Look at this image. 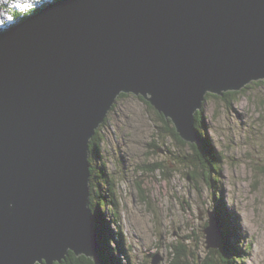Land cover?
I'll return each mask as SVG.
<instances>
[{
    "label": "water",
    "instance_id": "1",
    "mask_svg": "<svg viewBox=\"0 0 264 264\" xmlns=\"http://www.w3.org/2000/svg\"><path fill=\"white\" fill-rule=\"evenodd\" d=\"M264 82V0H62L0 35V264H94L89 143L120 94L199 145L208 94ZM209 213L206 249L220 223ZM154 259L152 264L158 261Z\"/></svg>",
    "mask_w": 264,
    "mask_h": 264
},
{
    "label": "rangeland",
    "instance_id": "2",
    "mask_svg": "<svg viewBox=\"0 0 264 264\" xmlns=\"http://www.w3.org/2000/svg\"><path fill=\"white\" fill-rule=\"evenodd\" d=\"M114 106L101 127L102 157H94L92 165L114 181L117 223L112 224L110 202L102 222L106 232L121 230L130 264H152L155 258L156 264H171L177 242L188 246L191 264H200L208 252L203 234L208 212L216 214L217 207L239 231L243 264H264V82L249 84L229 103L219 96L203 103L201 133L223 161L214 194L186 178L171 155L178 152L171 138H153L156 115L139 97L124 96ZM156 163L162 169L151 172ZM103 186L97 188L104 192Z\"/></svg>",
    "mask_w": 264,
    "mask_h": 264
},
{
    "label": "trees",
    "instance_id": "3",
    "mask_svg": "<svg viewBox=\"0 0 264 264\" xmlns=\"http://www.w3.org/2000/svg\"><path fill=\"white\" fill-rule=\"evenodd\" d=\"M61 0H52L53 3H56ZM51 2V3H52ZM48 4H44L41 7L34 8L31 12L22 16V21L26 20L29 16L36 14L40 9L44 8ZM18 17V14L13 13ZM1 35V32H0ZM261 83V82H259ZM237 92H227L224 93L221 98L226 103H229L230 98L236 95ZM127 96L125 94H120L118 99ZM208 97L216 96L208 94L205 101ZM139 99L144 102L147 108L150 111H153L156 115L157 120H155L156 128L153 138H158L162 141L165 139L171 138L174 142L175 149L178 152L172 153L178 164L184 168L186 178L193 182L196 185L204 184L209 188L210 191L214 194L215 187L214 184H217L216 179L220 176L221 167H222V156L215 149L213 143L201 133V129L204 127V118L202 109L195 113L194 116V126L197 132L199 133L200 143L199 145H190L183 142L178 134L175 132V129L172 123L169 120L164 119V117L153 110V108L145 102L142 98ZM115 106L112 107V110ZM107 118L101 126L95 131L93 138L89 143V164H90V209L93 214V223L98 234V257L101 259L104 264H122L120 258L125 259L126 263L130 264V257L125 249L124 242L122 240L121 230L118 232V229L113 234L111 230L106 232L104 224L102 222V213L104 208L108 207V202L112 205V224H116L114 210L116 207L114 205L115 198V186L113 184L110 175L105 172V164H102V169L96 170L92 165V159L96 156L99 158L102 157V144L104 142L103 136H101V127L105 125ZM154 146L155 143L149 144ZM162 167L158 163L154 164L151 167V172L155 170H161ZM99 171V172H98ZM94 178L99 179L94 186ZM104 192H101V189L97 188L99 186L104 187ZM220 191V190H219ZM106 193V196L104 195ZM221 196V195H220ZM218 198V196H216ZM111 207V206H110ZM111 207V208H112ZM216 216L219 219L220 223V239L216 249L208 250L205 258L200 264H243L244 257L241 256L239 247V237L236 226L233 224L232 219L226 216L225 211H221L219 207L215 208ZM223 213V214H222ZM107 225H109L107 223ZM112 244L114 245L112 247ZM246 250V249H245ZM193 255L188 246L185 243L177 242L173 246L172 251V260L171 264H191L189 261ZM54 264H94V262L84 256H75L72 252H68L65 259L61 263Z\"/></svg>",
    "mask_w": 264,
    "mask_h": 264
},
{
    "label": "clouds",
    "instance_id": "4",
    "mask_svg": "<svg viewBox=\"0 0 264 264\" xmlns=\"http://www.w3.org/2000/svg\"><path fill=\"white\" fill-rule=\"evenodd\" d=\"M51 2L52 0H0V21L1 19H3V22H0V24L2 25V23H7V21L12 19L13 26L15 27L19 23L23 22L21 20L22 16L31 12L34 8L41 7L46 3L50 5ZM13 13L18 14V17L15 16ZM13 26L11 25L8 27H0V32L3 33L8 30H11L12 28H14Z\"/></svg>",
    "mask_w": 264,
    "mask_h": 264
},
{
    "label": "bare ground",
    "instance_id": "5",
    "mask_svg": "<svg viewBox=\"0 0 264 264\" xmlns=\"http://www.w3.org/2000/svg\"><path fill=\"white\" fill-rule=\"evenodd\" d=\"M33 4H35V3H33ZM0 22H3V20L1 19V21ZM8 23V24H7ZM7 23H3V25L4 26H2L1 24H0V27H8V26H13V20L11 19V22L10 21H7ZM14 27V26H13ZM89 201H90V198H89ZM101 260V259H100ZM102 261V260H101ZM103 262V261H102ZM103 264H104V262H103Z\"/></svg>",
    "mask_w": 264,
    "mask_h": 264
}]
</instances>
